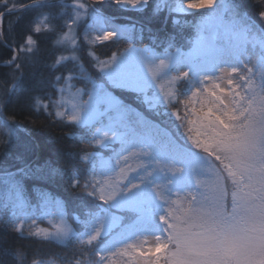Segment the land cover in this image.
Masks as SVG:
<instances>
[{"label":"snow or ice","instance_id":"1","mask_svg":"<svg viewBox=\"0 0 264 264\" xmlns=\"http://www.w3.org/2000/svg\"><path fill=\"white\" fill-rule=\"evenodd\" d=\"M111 3L137 12L141 19L129 22L125 33H135L137 42L147 41L150 47L102 61L89 49L116 43L125 33L89 31L90 5L82 0L70 8L59 0H16L10 6L9 0H0V48L9 53L0 56V68L9 69L0 73V160L10 162H0V238L15 236L64 249L53 260H45L37 249L28 260L22 245L0 247V257L12 256L13 264H264V0L225 5L169 0L167 14L163 0ZM58 9L63 12L53 15ZM27 13L35 15L27 18ZM12 14L15 19L5 25ZM190 29L196 31L193 53H231L238 46V56H254L257 65L241 60L230 68L220 66L219 76L200 78L177 68L171 76L169 64L182 63L180 50L161 58L154 49L171 48ZM45 34L63 45L57 52L79 55H60L49 63L40 54ZM81 60L88 62L90 74ZM77 71L79 78L73 75ZM163 79L170 90L159 83ZM73 80L84 84L74 94ZM157 86L162 95L149 98L147 90ZM124 95L146 105L148 116ZM158 100L165 105L159 111ZM21 112L69 130L54 139L67 166L41 159L47 145L15 119ZM169 122L183 130V140L169 134ZM83 143L92 151L71 150ZM102 149L115 153L107 180L97 179V160L110 163ZM160 155L168 163L159 164ZM36 181L60 183L73 194L81 211L69 214L71 223L55 232L25 227L32 194L45 205L61 203ZM117 240L120 246L110 247Z\"/></svg>","mask_w":264,"mask_h":264},{"label":"trees","instance_id":"2","mask_svg":"<svg viewBox=\"0 0 264 264\" xmlns=\"http://www.w3.org/2000/svg\"><path fill=\"white\" fill-rule=\"evenodd\" d=\"M62 0H59L61 2ZM63 1H73V0H63ZM16 0H9V6L11 3H15ZM24 2H31V0H24ZM83 3L89 6V10L91 13L96 14V15H101L103 17H106L107 19H111L115 23L119 24H125L128 25L129 22H138L141 17L137 14L135 10H126L123 8V6H117L115 4L111 3V0H105L103 4H95L94 0H82ZM151 2V0H150ZM163 4L165 5L164 11L165 14H167V5H168V0H163ZM0 10H2V5H0ZM35 13H27L26 17L31 18ZM175 18H180L183 14H178V13H173ZM15 19V15H7L5 17L4 23L7 25L9 22L13 21ZM91 17H88L87 23L90 21ZM135 33H127L126 36L120 37L119 41L116 43L113 42H105V44L102 47H96L93 46L89 51H94V55L99 57L100 60L106 61L109 60L113 54L116 56H121V54H126L127 50L132 49V48H144V47H150L147 41H144L143 43L137 42L135 40ZM196 39V31L195 29H190L189 31H182L181 34L176 38L173 46L171 48H168L167 45L164 47H157L154 49L156 55L158 57L164 58L166 54L175 52L177 49L183 50V51H188L194 46V41ZM41 41V56L46 57L48 62L51 63V61L54 58H58L60 55H67L70 54L71 51H65L63 53L57 52V48L63 47L62 44H56L52 38L45 34L40 37ZM79 55V53H76ZM9 55L8 51L6 49L0 48V56L7 57ZM182 63L179 65H174L173 68H171L170 72L172 76L176 75V71L173 69H182L183 71H189L190 77H196L194 73L190 71V65L181 59ZM81 62L84 64L86 69L91 73V69L89 68L88 62L86 60H81ZM9 69L7 68H0V73L7 72ZM75 76L78 74L77 72L73 73ZM79 78L78 76H76ZM95 78V77H93ZM74 82V87L76 88H83L84 84L83 83H77L76 80H73ZM100 82V81H98ZM63 85V84H62ZM60 85V87H62ZM90 87V85H89ZM153 97L158 96V94L154 92H149ZM117 95H120V93H117ZM85 98V97H84ZM124 99L133 105V107H136L140 109L141 111L144 112L146 116H148V111L145 109L147 108L146 105H139L135 104L132 100V97L130 95H124ZM156 108L157 110H162L165 105L163 101L158 100L157 101ZM10 110V113L11 114ZM18 111V110H17ZM151 118V117H149ZM16 120H18L20 123L26 124L29 128L32 129L33 135L40 139L41 141L45 142L47 147L44 153L41 156V159L45 157H50L51 159L57 161L58 163H62L66 165L65 161L60 160V152L59 148L60 146L54 143V139L59 136H64L69 133L68 129H62L59 126L52 127L51 121L45 120L43 117L37 118L36 116L29 115L27 113H19L15 117ZM167 119V117H165ZM173 120L175 119L174 117L172 118ZM168 131L170 135H173V138L175 137H181V140H183V137L181 135V132L183 130L177 131L176 126L174 123L169 122L168 124ZM3 129H0V158H2L3 152H4V139H3ZM78 138H83V132H77L76 133ZM67 146V145H66ZM113 147L116 148V150L120 147L119 144L113 145ZM80 148H86L88 151H92V148L88 146L87 143L83 144H75L71 146V150L73 152L78 151ZM199 151V150H196ZM100 154L104 157V160L110 161L111 159L114 158L115 153H113L110 149H102L100 150ZM125 155H127V152H125ZM159 163L161 165L165 164L168 162V159L166 156L162 155ZM2 163H10L9 161H2ZM112 169V168H109ZM108 168L106 169L104 165H102L99 160H97V179H104L107 180L108 177L112 175V172ZM149 171H152L149 167ZM33 182L29 181V186H31ZM35 183H40L42 187H44L49 195V197L53 200H59L61 203L56 204V203H48L47 205L43 204L42 201L38 197L35 196V194H32L31 199H32V204L33 206L30 208L25 209L24 215H31L33 220L38 219L39 223L45 224L47 221L48 214L51 212H63L68 221L71 223V220L69 219V214L71 213H79L81 209L77 206L78 201L74 198L73 194L70 191H65L64 187L60 183L56 184H43L40 181H36ZM4 199V188H3V176L0 174V201H3ZM39 204V207H36V205ZM9 215H11V209L8 210ZM83 219V217H82ZM76 227V225H73ZM27 228V227H26ZM81 230H83V226H80ZM23 246L24 250L27 252V258L28 260H31L33 253L39 249L40 254L45 260H53L56 257L63 256L64 254V249L62 245H58L55 243H41L39 241H33L29 239H17L15 236H10L6 239L0 238V247H9V248H19ZM14 258L12 256H7V257H0V264H13Z\"/></svg>","mask_w":264,"mask_h":264},{"label":"rangeland","instance_id":"3","mask_svg":"<svg viewBox=\"0 0 264 264\" xmlns=\"http://www.w3.org/2000/svg\"><path fill=\"white\" fill-rule=\"evenodd\" d=\"M175 2L179 3V0H175ZM61 4L68 6L70 8V6L74 3L73 1H61ZM169 3V0H168ZM218 4L221 5H225L227 3H229V0H217ZM41 11H43L45 14L48 13V9H42ZM56 11H60L63 12V9H58V10H54L53 15H55ZM221 12H223V8L221 9ZM81 15H85L83 13H81ZM88 17H91L90 21L87 23L88 29L89 31H93V32H97V33H102L103 31L106 30H113V31H118L121 33H125L127 31V27L128 25L125 24H119V23H115L114 21H112L111 19H107L106 17H103L101 15H96L90 12V10L88 9L87 13H86V18L88 19ZM42 19V17H41ZM55 22V21H54ZM59 23H63V21H59ZM75 27V26H73ZM127 33H125L123 36H126ZM210 35V34H209ZM259 43V37H257V44ZM249 46H251V44H249ZM194 46L189 49L188 51H183L180 50L181 52V59H183L184 61H186L189 65H190V71L192 73L195 74L196 77L200 78V77H204V76H219L220 72H219V67L223 66L224 68H230L231 65H239L241 60H243L245 63L249 64V67H252L253 65H257L258 61L256 59V57L254 56H247V57H239V47H235L233 49V51L231 53H218L215 51H208L206 54L204 52L201 51H197L195 53L192 52ZM145 48V47H144ZM175 52H171L168 53L166 55H172L175 54ZM67 56H78L76 53L74 52H70V54L65 55V57ZM119 57V56H117ZM165 57V56H164ZM155 65L159 64V60H156ZM80 65L83 68V71L85 74H90V72L86 69V67L84 66V64L80 61ZM175 64L174 63H170L169 67L167 69V71H169L170 75H171V68H173ZM164 71V70H161ZM74 75V74H73ZM145 75L151 79V74L145 71ZM75 76V75H74ZM76 76H80V72L78 71V74H76ZM172 76V75H171ZM74 85V82H71ZM161 85L164 86L165 90H170L169 89V85H168V80L167 79H163L159 82ZM62 87H64V85H62ZM78 88L76 87H72L71 92L74 94L76 92ZM154 92L156 94H158V92L160 93L159 90V86H157L156 88H150L147 90V95L149 96V98H152L151 94L149 92ZM159 95H162V93H160ZM66 98H70L67 96L66 94ZM84 101H87V97L85 96V98H83ZM120 150V147L117 149V151ZM125 154V153H124ZM162 155L158 156V161H160ZM108 161V160H105ZM110 163L108 164H104V167L107 169L109 168H114L115 167V156L113 159H111L109 161ZM147 162V161H146ZM168 163V162H167ZM195 163V162H193ZM161 164V163H159ZM150 169H152V167H150ZM112 172V171H111ZM46 214H48V217L46 219V223H39L37 218L36 220H33L31 215H24L27 219H26V224L25 227H29L31 226L33 230H40V229H45L51 232H55L57 226H62L64 224L70 223L66 217V215L59 211V212H51L50 214L46 212ZM119 240H117L113 245H110V247H119Z\"/></svg>","mask_w":264,"mask_h":264}]
</instances>
